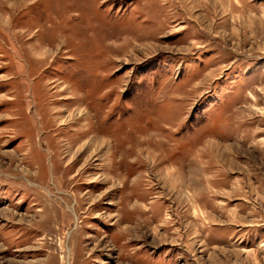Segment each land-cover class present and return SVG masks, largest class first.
<instances>
[{
  "label": "rangeland",
  "instance_id": "obj_1",
  "mask_svg": "<svg viewBox=\"0 0 264 264\" xmlns=\"http://www.w3.org/2000/svg\"><path fill=\"white\" fill-rule=\"evenodd\" d=\"M0 264H264V0H0Z\"/></svg>",
  "mask_w": 264,
  "mask_h": 264
},
{
  "label": "bare ground",
  "instance_id": "obj_2",
  "mask_svg": "<svg viewBox=\"0 0 264 264\" xmlns=\"http://www.w3.org/2000/svg\"><path fill=\"white\" fill-rule=\"evenodd\" d=\"M26 64V63H25ZM30 67V66H29ZM78 118V117H77ZM69 123V122H68ZM58 126V125H57ZM56 128V127H55ZM62 129V128H61ZM100 139H99V136H97V135H95V136H91L90 138H89V140L88 141H86L85 143H83V145L85 146V144H86V146L85 147H93V148H95V149H97L98 147H99V144H100ZM76 144H78V142H76L75 143V145ZM79 147H81V145H78L77 146V148H76V150L79 148ZM66 148H69V146H67ZM86 149V148H85Z\"/></svg>",
  "mask_w": 264,
  "mask_h": 264
}]
</instances>
